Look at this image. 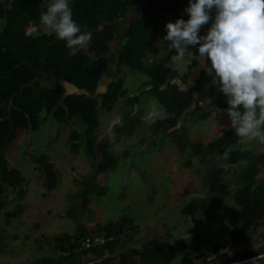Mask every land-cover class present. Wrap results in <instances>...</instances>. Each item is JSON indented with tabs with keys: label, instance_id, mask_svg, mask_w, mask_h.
I'll return each instance as SVG.
<instances>
[{
	"label": "trees",
	"instance_id": "obj_1",
	"mask_svg": "<svg viewBox=\"0 0 264 264\" xmlns=\"http://www.w3.org/2000/svg\"><path fill=\"white\" fill-rule=\"evenodd\" d=\"M139 0H70L74 18L83 26L87 25L93 33L90 44L76 53H70L65 41L57 38L54 31L33 33L28 32L32 24H38L40 12L47 5L44 0H0V19L6 20V25L0 29V210L6 206L4 198L5 186L19 187L21 197L25 196V189L21 187L24 176L21 169L10 166L5 155L7 144L12 141L20 129L37 130L40 127L42 112L52 114L58 121H67L78 115L85 124L83 131L72 129L70 134L71 147L75 151L84 140L87 152L97 159L95 173L107 171L116 160L112 147L115 137L108 132L99 134L101 107H113L121 97L129 94L125 87V77L113 79L107 89L101 93V98L93 96L110 63L111 41L119 36L122 44L117 57L119 66L127 65L135 70L145 72L151 84V92L168 112L164 119L156 118L152 123L154 131H163L172 135L177 141L181 152L187 146H192L201 156L228 153L230 163L247 160V164L239 170L241 184L234 192L231 183L223 173L221 165H211L206 168L202 183L212 194L225 197L233 194L240 206L234 214L238 221L233 226L230 238L226 243L239 245L247 241L257 227L264 224V177L259 173L264 164V152L251 154L246 149L233 148L227 150L230 139L239 138L234 128L225 130L221 135L203 141L189 142L181 126V120L186 110L195 104L194 111L201 118H208L212 111L204 107L195 96L201 93L205 85H209L210 106L217 109H227L226 95L212 84V74L202 70L194 87L182 90L177 82L169 80L170 75L178 76V71L168 65L172 53L163 61L155 59L147 64L149 51L159 52L156 46L161 36L162 24L155 10L143 8L142 16L133 21L123 34L117 32L116 24H104L112 21L130 9ZM182 0H178L177 7ZM196 61L189 65L191 69ZM210 60L207 59V65ZM188 74L182 79L186 82ZM43 81H57L55 85L44 84ZM62 81L73 85L76 91H69ZM140 93L127 96L128 105L139 103ZM132 111V110H131ZM131 111L126 113L130 117ZM141 118L131 120L134 127ZM180 124V125H179ZM114 132L121 133L122 128L117 124ZM37 163L45 173L49 188L59 182L57 170L50 160L42 155ZM86 187L82 190V202L87 206L90 195L97 191L103 192L105 186L97 189L87 179L83 182ZM214 204L209 198L193 197L182 207V212L193 219L198 211L211 213ZM22 206L4 212L6 220L22 212ZM133 221L128 216H122L117 222H108L100 226L96 223V230L114 228L117 234ZM76 234H61L55 237L54 255H46L37 259L33 264H80L82 257L88 254L98 257L95 264H173L176 259V246L172 237V229L167 227L165 239H150L143 242L141 248L132 247L129 253L120 250L119 236L99 246L81 249L75 248L85 233L89 232L78 223ZM113 226V227H111ZM130 228V227H129ZM124 235V233H123ZM127 237L131 234L125 233ZM128 239V238H127ZM217 244L211 251L195 254L185 252L177 264H222L215 260L214 255L221 249ZM261 254V251L244 250L237 254L227 255L226 263L246 259ZM213 256V257H212ZM209 257H212L210 260Z\"/></svg>",
	"mask_w": 264,
	"mask_h": 264
},
{
	"label": "rangeland",
	"instance_id": "obj_2",
	"mask_svg": "<svg viewBox=\"0 0 264 264\" xmlns=\"http://www.w3.org/2000/svg\"><path fill=\"white\" fill-rule=\"evenodd\" d=\"M161 1L175 4V0ZM48 3L49 0H44L45 5ZM5 25L6 20L0 19V29ZM51 31L41 23L28 28V32L33 33ZM160 41L161 38L158 41L159 48ZM121 44L119 36L111 41L109 67L93 94L100 99L109 83L119 76L125 77L129 94H141L134 108L132 104L128 105L125 96L113 107L99 109L100 136L107 133L108 125L116 115L122 116V132L114 135L116 141L112 147L115 163L107 171L95 173L94 165L98 158L87 152L84 140L76 151L72 149V129L83 131L85 128L78 115L67 121H58L52 114L43 111L37 130L20 129L7 144L5 155L10 166L21 169L24 176L21 187L26 193L21 197L19 187L5 186L6 206L0 210V264H33L43 256L56 254L55 237L65 233L76 234L79 222L88 231H95L96 223L102 226L111 221L117 222L124 215L131 218L133 223L131 226L126 225L122 234H118L121 239L119 248L128 253L130 248H141L143 242L150 239H165L167 227L172 229L171 241L176 246L173 264H177L187 251L195 254L208 252L217 244L222 247L214 258L222 264L227 255L244 250L264 253V224L257 227L247 241L239 245L226 243L233 226L238 223L234 214L240 206L233 194L220 197L210 193L202 183L207 167L221 165L224 168L223 175L230 181L234 192L241 184L239 170L247 164V160L230 163L228 153L203 157L190 145L185 152H181L172 135L154 131L152 123L155 119L148 121L142 117L153 101L158 100L146 87L148 75L145 72L117 64ZM159 53L149 51L147 64L150 65L152 56H159ZM190 55L174 54L169 65L185 72L192 61L193 53ZM169 79L180 80L173 75ZM43 82L57 84V81ZM62 82L69 90L76 91L73 85ZM197 99L212 111L211 115L206 119L201 118L194 111L193 104L186 110L180 124L189 142L201 140L207 143L232 125L225 109H219L217 113L216 108L209 105L211 97L208 84L201 93L196 94L195 102ZM128 111L132 112L130 117L126 116ZM137 117L141 119L132 127L131 120ZM233 148L246 149L255 155L264 152V143L255 140L242 142L239 137L227 143L228 151ZM42 155L57 170L59 182L53 188L48 187L45 173L37 163V158ZM259 177H264V164ZM86 179L97 189L100 186L105 188L103 192H93L89 204L84 206L81 192L86 187L83 183ZM193 197L209 198L214 204L212 212L198 211L194 219L183 213L182 207ZM18 206H22V212L7 221L4 212ZM125 233H130L131 237ZM98 260V257L88 254L82 257L80 264H95Z\"/></svg>",
	"mask_w": 264,
	"mask_h": 264
},
{
	"label": "clouds",
	"instance_id": "obj_3",
	"mask_svg": "<svg viewBox=\"0 0 264 264\" xmlns=\"http://www.w3.org/2000/svg\"><path fill=\"white\" fill-rule=\"evenodd\" d=\"M185 11L187 18L166 22L163 39L168 48L184 56L192 50L190 45H198L199 55L210 60L206 71L212 74V84L226 95V111L236 134L242 142L264 143V0H188ZM210 20L207 31L201 32ZM39 21L65 41L70 53L88 47L93 36L74 18L70 0H49ZM167 116L166 109L153 101L142 119ZM121 123V115L110 121V137Z\"/></svg>",
	"mask_w": 264,
	"mask_h": 264
},
{
	"label": "flooded vegetation",
	"instance_id": "obj_4",
	"mask_svg": "<svg viewBox=\"0 0 264 264\" xmlns=\"http://www.w3.org/2000/svg\"><path fill=\"white\" fill-rule=\"evenodd\" d=\"M139 3L141 4L142 11H143V8H146V7L155 10L157 12L158 18H159V20L161 21V24H162L161 25L162 26V30H161L162 33H161V36H160V38H161V41H160L161 48H159L160 46H159V43H158L160 38L156 42V46L160 49L159 50L160 53H159V56H155V55L152 56V58H153L152 60L155 59L156 61H158L157 58L162 56V54H163V52H164V50L166 48V45H167V41L163 39V37H164V35H165L166 31H167V29L165 27L166 22L168 20H170V19L171 20H175L179 16H184L185 18H187L188 14L186 13L185 8H186V5L188 4V0H182L181 6L179 8L177 7L178 0H175V4L174 5L171 4V3L168 4L167 2H162L161 0H139L130 9H136V6ZM130 9L126 10L124 12L123 16H120L118 18L124 17L126 15L127 11H129ZM142 14H143V12H142ZM213 14H214V10H213ZM210 23H211V20L209 22H207L206 24L202 25L200 31L201 32H206L208 27H209V25H210ZM116 25H117V32L119 34H123L125 32V30H126L124 24L121 23V24H116ZM189 48L192 49V50L189 53H187L186 55H184V56H186V57L191 56L190 54L192 52L193 53L192 61H190V63L188 64V70H187V72L185 74H183L181 76V79H183L186 76V74H188V76H189V74L191 72V69H192V68L191 69L189 68L190 64H192L194 61H196V64H197L196 56L199 54L198 51H197L198 45H190ZM172 50H175V49H169L168 55L164 59H162V60H160L158 62H161V61L165 60L170 55ZM174 54H177V53H172L171 54L169 62L173 59ZM169 62H168V65L170 64Z\"/></svg>",
	"mask_w": 264,
	"mask_h": 264
},
{
	"label": "water",
	"instance_id": "obj_5",
	"mask_svg": "<svg viewBox=\"0 0 264 264\" xmlns=\"http://www.w3.org/2000/svg\"><path fill=\"white\" fill-rule=\"evenodd\" d=\"M142 12H143L142 7H141V4L139 3L136 6V9H130L129 11H127V13L124 17L116 18V19L109 21V22H104V24H121V23H123L125 28H127L132 21L137 20L142 15ZM169 49L170 48H168V41H167V45H166V48H165L162 56L157 58V60L160 61V60L164 59L168 55ZM196 60H197V64L192 67L187 81L186 82L178 81L180 89L188 90V89L194 87L197 83V79L201 75L202 70L206 69V65H207V58L206 57L200 56L198 54L196 56ZM226 264H264V253L254 255V256H251V257L246 258V259H241V260H237L234 262L226 263Z\"/></svg>",
	"mask_w": 264,
	"mask_h": 264
},
{
	"label": "built area",
	"instance_id": "obj_6",
	"mask_svg": "<svg viewBox=\"0 0 264 264\" xmlns=\"http://www.w3.org/2000/svg\"><path fill=\"white\" fill-rule=\"evenodd\" d=\"M117 236L118 234L114 228L89 231L81 237L79 245L75 249L80 251L81 249L99 246Z\"/></svg>",
	"mask_w": 264,
	"mask_h": 264
},
{
	"label": "crops",
	"instance_id": "obj_7",
	"mask_svg": "<svg viewBox=\"0 0 264 264\" xmlns=\"http://www.w3.org/2000/svg\"><path fill=\"white\" fill-rule=\"evenodd\" d=\"M177 71H178V76H176L177 78H179L180 80H177V81H174V80H171L172 82H177L178 83V81H182V79H181V76L183 75V74H185L187 71H185V72H181V71H179L178 69H176ZM173 76H175V75H173ZM170 77V76H169ZM170 80V79H169ZM67 89L69 90V87L67 86ZM69 91H71V90H69ZM127 96H130V94L129 95H126V97Z\"/></svg>",
	"mask_w": 264,
	"mask_h": 264
}]
</instances>
